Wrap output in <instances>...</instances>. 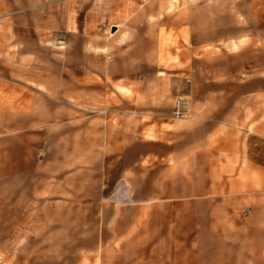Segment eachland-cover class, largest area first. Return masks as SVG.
<instances>
[{
  "label": "rangeland",
  "instance_id": "obj_1",
  "mask_svg": "<svg viewBox=\"0 0 264 264\" xmlns=\"http://www.w3.org/2000/svg\"><path fill=\"white\" fill-rule=\"evenodd\" d=\"M218 12L245 30L264 27L244 20L264 17V0H0V264H114L115 250L128 257L119 244L129 251L137 232L116 239L113 218L155 189L174 100L189 98L181 55ZM227 188L215 201L223 213L194 215L193 264L203 243H236L246 205L264 198L244 182ZM174 201L172 240L182 242L192 220L187 199Z\"/></svg>",
  "mask_w": 264,
  "mask_h": 264
},
{
  "label": "crops",
  "instance_id": "obj_2",
  "mask_svg": "<svg viewBox=\"0 0 264 264\" xmlns=\"http://www.w3.org/2000/svg\"><path fill=\"white\" fill-rule=\"evenodd\" d=\"M228 20L234 21L232 25ZM244 20L264 17L254 14ZM208 21V30L191 35V45L181 55L188 69L191 110L188 118L169 122V142H162L167 152L159 155L163 173L155 179L153 191L138 193L136 206L116 210V239L125 231L137 233L129 239V251L125 243L119 244L128 257L120 258L115 250L114 264H193L189 232L195 230L194 215L223 213L217 209L225 206L215 201L227 193L228 183L264 189V27L245 30L236 18L221 12L210 14ZM164 177L186 186L181 192L164 190L160 187ZM180 197L187 199L185 212L192 222L183 241L174 242L171 231L179 227L171 216L177 214L179 203L174 200ZM246 210L245 221L234 226L236 243L227 245L218 237L213 244L199 245V263L227 264L235 257L246 264L264 256V218L256 219L264 215V198L248 202Z\"/></svg>",
  "mask_w": 264,
  "mask_h": 264
},
{
  "label": "built area",
  "instance_id": "obj_3",
  "mask_svg": "<svg viewBox=\"0 0 264 264\" xmlns=\"http://www.w3.org/2000/svg\"><path fill=\"white\" fill-rule=\"evenodd\" d=\"M191 102L185 96H179L173 103V114L176 118H184L190 114Z\"/></svg>",
  "mask_w": 264,
  "mask_h": 264
},
{
  "label": "water",
  "instance_id": "obj_4",
  "mask_svg": "<svg viewBox=\"0 0 264 264\" xmlns=\"http://www.w3.org/2000/svg\"><path fill=\"white\" fill-rule=\"evenodd\" d=\"M115 30V26H112L111 31L113 32Z\"/></svg>",
  "mask_w": 264,
  "mask_h": 264
}]
</instances>
